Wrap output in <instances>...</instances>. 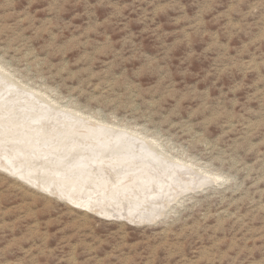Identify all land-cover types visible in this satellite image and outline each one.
I'll return each instance as SVG.
<instances>
[{
  "label": "rangeland",
  "instance_id": "obj_1",
  "mask_svg": "<svg viewBox=\"0 0 264 264\" xmlns=\"http://www.w3.org/2000/svg\"><path fill=\"white\" fill-rule=\"evenodd\" d=\"M183 3L189 16L199 9L197 0ZM139 7L151 6L145 3ZM113 10L111 5H98L97 0H79L57 14L53 0H0V246L35 244L44 253L55 251L63 241L64 253L75 254L83 251L76 244L83 239L93 245L91 255L97 259L114 249H119L118 255L143 252L146 256L164 239L163 233L187 228L190 231L180 240L168 238L186 244L185 252L192 258L216 240L235 238L242 244L243 239L258 235L249 229L264 226V129L243 142L239 134L221 138L224 130L206 122L219 104L231 107L226 101L234 97L228 90L240 77L233 73L209 78L207 69L223 57L218 50L194 61L189 74L177 78L176 87L180 93L214 98L209 108L199 112L195 110L202 95L178 105L179 95L160 101L159 95L138 94L123 84L109 87L120 71L135 67L120 64L117 54L127 53L135 45L145 56L159 57L164 44H171L188 27L187 23H175L176 17L184 14L177 9L156 17L153 23L162 27L156 35L145 33L144 24L125 28L127 21L86 32ZM164 32L174 35L158 39ZM74 37L79 41H73ZM222 43L231 49L240 41ZM109 44L111 50L98 56V49ZM194 47L199 51L213 46L205 38ZM187 51L179 47L172 63L179 64ZM110 68L105 84L97 88L100 78L92 74ZM253 79L255 74L249 76V82ZM143 84L147 87L150 81ZM250 91L245 89L237 96L243 102ZM102 92L103 98L98 99ZM247 106L251 108L248 120L264 118V106L259 102ZM76 118L95 121V127L79 124ZM101 128H111L110 134L100 135L97 131ZM115 129L123 134L141 131L156 145L151 147L155 154L180 168L174 172L156 164L148 150L130 136L112 135ZM245 131L240 129V133ZM240 143H244L242 149L237 147ZM95 203L98 208L88 207ZM136 205L141 211L155 209L159 214L152 219L140 217L133 213ZM77 231L72 246H67ZM260 258L258 252L247 264ZM78 259H87V255ZM111 264H116L115 258Z\"/></svg>",
  "mask_w": 264,
  "mask_h": 264
},
{
  "label": "clouds",
  "instance_id": "obj_2",
  "mask_svg": "<svg viewBox=\"0 0 264 264\" xmlns=\"http://www.w3.org/2000/svg\"><path fill=\"white\" fill-rule=\"evenodd\" d=\"M74 2H79V0H53L54 10L59 14L64 11L65 5ZM145 3L151 6L150 9L139 7ZM197 3L199 4L198 11L195 15L189 16L185 11L183 0H97L98 5L108 4L114 10L103 20L91 25L86 32H95L99 28L127 21L124 25L125 28L132 23L144 24L145 33L156 35L162 28L159 24L153 23L156 17L179 9L184 14L178 15L175 23H187L188 27L182 29L181 34L171 44H164L165 51L159 57L145 56L141 49L135 45L129 52L117 54L120 64H134L135 67L131 71L127 68L120 71L113 77L109 87L123 84L137 90L138 94L159 95L160 101H167L169 97L179 95L178 105L194 101L197 95H202L203 100L195 110L202 111L209 108L210 102L214 98L191 92L180 93L176 87V80L178 77H186L189 74L188 68L194 61L215 53L213 50H218L223 53V57L218 63L213 62L207 69L209 78L216 79L220 75L231 76L233 73L240 78L235 80L233 86L228 90L234 97L226 101V104L231 107L225 106V103L219 104L206 122L211 125H219L224 130L221 138L227 137L229 134H239L240 140L247 142L250 137L264 129V118L257 121L247 119L248 113L251 112V108L247 105L259 102L264 106V0H197ZM133 16L136 17L135 20L131 19ZM210 26L218 27L215 31H210ZM172 35L174 34L164 32L157 38L166 39ZM205 38L212 42V49L194 50L195 42ZM233 40L240 41L238 47L230 49L228 44L222 43V41H228L232 44ZM73 41L78 42L79 37H74ZM181 46L186 47L188 51L180 59L179 64L174 65L172 63L173 53ZM110 50V44L104 45L98 49L97 55H106ZM142 58L143 63H141ZM113 67H117V65L113 63ZM154 71L159 72L160 75H152ZM110 73L111 68L105 72L92 74L100 78V83L96 85L97 88L105 84L104 78ZM251 74H255V79L249 82ZM145 80L150 81L147 87L143 84ZM245 89L253 91L248 92L242 102L237 94ZM102 98L103 92L98 99ZM242 128L246 131L240 133ZM237 147L242 149L244 143L238 144ZM255 219L256 217L253 216L252 220ZM189 231L190 229L185 228L180 232L163 233L164 239L151 248L146 256L143 252H137L134 255H126L121 252L118 255L119 249H114L102 259L91 255L95 248L92 244H86L83 239L76 243L83 251H76L75 254L64 253L63 241H59L60 247L55 251L44 253L38 247H34L35 244L32 247H24L20 244L9 243L6 246H0V264H90L93 260L95 264H111L113 258H115L116 264H140L141 261L143 264H247L250 258L258 252L261 253V258L252 260L251 264H264V226L250 228L249 232L259 234L250 239H243L242 244L235 238L230 242L216 240L210 248H206L202 252L197 250L199 254L192 258L185 252L186 244L176 243L168 238L171 235L180 240ZM206 231L207 229H205ZM78 235L79 231L74 232L72 239L67 242V246L71 247V241ZM250 241L252 247H249ZM257 241L260 243L257 244ZM84 255H87V259H78L79 256Z\"/></svg>",
  "mask_w": 264,
  "mask_h": 264
},
{
  "label": "bare ground",
  "instance_id": "obj_3",
  "mask_svg": "<svg viewBox=\"0 0 264 264\" xmlns=\"http://www.w3.org/2000/svg\"><path fill=\"white\" fill-rule=\"evenodd\" d=\"M4 71V70H3ZM6 75H8V74H6ZM9 76V75H8ZM10 77V76H9ZM4 79V78H3ZM2 79V80H3ZM3 84V83H2ZM9 85H11L10 83H9ZM25 85V84H24ZM28 88H32V87H30V86H27ZM15 89V88H14ZM25 89V88H24ZM14 91V90H13ZM13 91H11V92H13ZM38 91V90H37ZM4 93V92H3ZM39 93V92H38ZM30 93H28V95H29ZM32 94V93H31ZM13 95V94H12ZM28 95H24V96H28ZM18 97V96H17ZM30 97V96H29ZM37 98V97H36ZM39 99H41V98H39ZM42 99H44V98H42ZM24 100V99H23ZM22 100V101H23ZM49 100H51V99H49ZM8 101V100H7ZM13 101V100H12ZM37 102H39V101H37ZM52 102V101H51ZM1 103V102H0ZM48 103V102H47ZM54 103H56V102H54ZM53 104V103H52ZM20 105V104H19ZM50 105V104H49ZM60 106H62V105H60ZM54 107V106H53ZM42 108H43V106H42ZM62 108V107H61ZM64 108V107H63ZM4 110V109H3ZM18 111V110H17ZM20 111V110H19ZM75 111V110H74ZM48 112V111H47ZM54 112V111H53ZM75 112H77V111H75ZM38 113V112H37ZM40 114H42V113H40ZM76 114V113H75ZM46 115H48V114H46ZM57 115V114H56ZM65 115V114H64ZM63 115V116H64ZM83 115V114H82ZM82 115H80V116H82ZM18 117H20V116H18ZM78 117V116H77ZM91 120H94V118L92 117V116H90L89 117ZM44 119V118H43ZM50 119V118H49ZM68 119V118H67ZM77 120L79 119V118H76ZM86 119V118H85ZM87 119H88V117H87ZM62 120V119H61ZM91 120H78V122H79V124H83V125H88V126H91L92 128L93 127H95L94 125H93V123L95 122V121H91ZM97 121V120H96ZM20 122V121H19ZM40 122V121H39ZM90 123H92V124H90ZM104 123H105V121H104ZM17 124V123H16ZM107 124V123H106ZM76 125V124H75ZM104 125V124H103ZM78 126H80V125H78ZM62 127V126H61ZM68 127V126H67ZM104 127V126H103ZM108 127H111V126H108ZM33 129V128H32ZM67 129V128H66ZM80 129V128H79ZM87 129V128H86ZM89 129H90V127H89ZM108 129H110L111 130V128H108ZM106 130V129H103V128H101L99 131H97L100 135H101V133L102 134H110V130ZM65 130V129H64ZM85 130V129H84ZM116 130V129H115ZM119 130V129H118ZM12 131V130H11ZM24 131V130H23ZM120 131H122V130H120ZM120 131H118L117 132V130L116 131H114L113 133H111L112 135H115V137H118V136H122V137H128V136H130V138L129 139H131L132 141H135V143H137V145H139V147L140 146H143V147H145V149H147L148 151V154H149V156L150 157H152V159L154 160V162L156 163V164H160V165H162V166H165L166 167V169H170V170H174V172H175V170L177 169V168H180V166L178 165V164H176V163H172V162H167V160H163L162 159V157L161 156H159L158 154H155V151L153 152V150L151 149V147L154 149V146H156L155 144H154V142H152V141H150L149 139L150 138H148V136L147 135H145V134H143L141 131H132L131 132V134H123V132H120ZM124 131V130H123ZM32 132V131H31ZM71 132V131H70ZM125 132V131H124ZM34 133V132H33ZM41 133V132H40ZM72 133V132H71ZM97 133V134H98ZM132 133L134 134V135H132ZM83 134H85V133H83ZM38 135V134H37ZM87 135V134H86ZM31 136V135H30ZM39 136V135H38ZM6 137H8V136H6ZM46 137V136H45ZM49 137V136H48ZM94 137V136H93ZM106 137V136H105ZM104 137V138H105ZM109 137H110V135H109ZM113 138V137H112ZM91 139V138H90ZM96 139H97V137H96ZM111 139V138H110ZM117 139V138H116ZM75 140V139H74ZM105 140V139H104ZM103 140V141H104ZM42 141V140H41ZM90 141V140H89ZM92 141V140H91ZM105 141H108V139H106ZM143 141V142H142ZM144 141H146L147 142V144H145L146 142H144ZM155 141V143H156V141L157 140H154ZM8 142V141H7ZM43 142H45V141H43ZM49 142V141H48ZM81 142V141H80ZM98 142V141H97ZM89 143V142H88ZM93 143V142H92ZM19 144V143H18ZM110 144V143H109ZM131 144V143H130ZM149 144V146H147ZM97 145H98V143H97ZM107 147H110V145H106ZM157 146H159V145H157ZM101 147V146H100ZM150 149H149V148ZM7 148V147H6ZM63 148V147H62ZM94 148V147H93ZM96 149V148H95ZM103 149V148H102ZM66 150H68V149H66ZM87 150H90V149H88L87 148ZM32 151H34V150H32ZM46 151V150H45ZM93 152H95V151H93ZM99 152H100V150H99ZM157 152H158V150H157ZM156 152V153H157ZM68 153V152H67ZM75 153V152H74ZM66 154V153H65ZM90 154V153H89ZM95 154V153H94ZM96 155V154H95ZM101 155V154H100ZM104 155V154H103ZM109 155V154H108ZM50 156H52V155H50ZM71 156V155H70ZM165 156V155H164ZM65 157V156H64ZM97 157V156H96ZM109 157V156H108ZM166 157V156H165ZM1 158V157H0ZM14 158V157H13ZM84 158V157H83ZM112 158V157H111ZM174 158V157H173ZM7 159H10V157L9 158H7ZM101 159V158H100ZM113 159V158H112ZM122 159H123V157H122ZM167 159V158H166ZM63 160V159H62ZM87 160H89V159H87ZM115 160V159H114ZM125 160V159H124ZM180 160V159H179ZM101 161V160H100ZM176 162V161H175ZM63 163V162H62ZM121 163V162H120ZM141 163H143V162H141ZM57 164V163H56ZM103 164V163H102ZM144 164H146V163H144ZM149 164V163H148ZM155 164V165H156ZM84 165V164H83ZM30 166V165H29ZM135 166H136V162H135ZM138 166V165H137ZM152 166V165H151ZM183 166V165H182ZM58 167V166H57ZM86 167V166H85ZM102 168V167H101ZM109 168V167H108ZM184 168V167H183ZM193 168V167H192ZM69 169H71V168H69ZM93 169V168H92ZM194 169V168H193ZM12 170V169H11ZM28 170V169H27ZM133 170V169H132ZM155 170V169H154ZM183 170V169H182ZM29 171V170H28ZM38 171V170H37ZM69 171V170H68ZM101 171V170H100ZM115 171V170H114ZM193 171H195V170H193ZM49 172V171H48ZM125 172V171H124ZM134 172V171H133ZM199 172V171H198ZM178 173H179V171H178ZM196 173V172H195ZM113 174V173H112ZM201 174V173H200ZM58 175V174H57ZM70 175H72V174H70ZM148 175V174H147ZM159 175H160V173H159ZM166 175V174H165ZM168 176H171V175H169V174H167ZM66 176V175H65ZM99 176V175H98ZM122 176V175H121ZM174 176V175H173ZM27 177V176H26ZM40 177V176H39ZM59 177V176H58ZM76 177V176H75ZM81 177V176H80ZM104 177V176H103ZM123 177H125V176H123ZM127 177V176H126ZM129 177V176H128ZM175 177V176H174ZM206 177H207V175H206ZM112 178H114V177H112ZM111 178V179H112ZM117 178V177H116ZM116 178H114V179H116ZM144 178V177H143ZM210 178V177H209ZM217 178H218V176H217ZM124 179V178H123ZM126 179V178H125ZM124 179V180H125ZM210 179H212V178H210ZM70 180V179H69ZM120 182H122L123 180L120 178ZM169 180V179H168ZM184 180V179H183ZM202 180V179H201ZM63 181V180H62ZM83 181H84V179H83ZM105 181V180H104ZM192 181V180H191ZM69 182V181H68ZM67 182V183H68ZM72 182V181H71ZM183 182V181H182ZM102 183V182H101ZM178 183V182H177ZM200 183V182H199ZM36 184V183H35ZM116 184V183H115ZM117 184H119V182L117 183ZM161 184H163V183H161ZM188 184V183H187ZM186 184V185H187ZM39 185V184H38ZM81 185V184H80ZM91 185V184H90ZM129 185V184H128ZM164 185H166V184H164ZM173 185V184H172ZM178 185H179V183H178ZM184 185V184H183ZM42 186V185H41ZM92 186V185H91ZM99 186V185H98ZM141 186V185H140ZM144 186V185H143ZM163 186V185H162ZM201 186V185H200ZM157 187V186H156ZM164 187V186H163ZM169 187V186H168ZM193 187V186H192ZM64 188V187H63ZM125 188V187H124ZM166 188V187H165ZM179 188H181V187H179ZM159 189V188H158ZM163 189V188H162ZM161 189V190H162ZM185 189V188H184ZM193 189V188H192ZM106 190H109V187L108 188H106ZM151 190H153V189H151ZM163 190H165V189H163ZM102 191V190H101ZM110 191V190H109ZM108 191V192H109ZM89 192H91L90 190H89ZM103 192V191H102ZM128 192V191H127ZM87 193V192H86ZM179 193V192H178ZM171 194V193H170ZM177 194V193H176ZM182 194V193H181ZM77 195V194H76ZM88 195V194H87ZM92 195V194H91ZM90 195V196H91ZM117 195V194H116ZM123 195V194H122ZM166 195V194H165ZM179 196V195H178ZM88 197H89V195H88ZM124 197V196H123ZM122 197V198H123ZM160 197V196H159ZM167 197V196H166ZM173 197V196H172ZM84 198V197H83ZM111 198H113V197H111ZM118 198V197H117ZM97 199V198H96ZM154 199V198H153ZM160 199V198H159ZM98 200V199H97ZM93 201H95V200H93ZM86 202H88V201H86ZM89 203V202H88ZM133 203V202H132ZM135 203V202H134ZM153 203V202H152ZM97 204L95 203V205L93 204V205H89L88 204V207L89 208H94V207H96V208H98V206H96ZM134 205V204H133ZM145 205V204H144ZM94 206V207H93ZM151 206V205H150ZM129 207V206H128ZM139 207H141V206H139ZM139 207H138V205H136L135 206V209H136V211L135 212H133V213H135V215H137V214H140V217L141 216H148L150 219H152V218H154V217H156L158 214H159V210H155V209H152L151 211H141V209H139ZM154 207V206H153ZM146 208V207H145ZM163 209H164V207H163ZM133 210V209H132ZM143 210V209H142ZM99 212V211H98ZM162 212V211H161ZM116 213V212H115ZM128 213V212H127ZM158 213V214H157ZM157 214V215H156ZM161 214V213H160ZM125 215V214H124ZM134 215V216H135ZM133 216V215H132ZM157 218V217H156ZM142 219V218H141ZM156 220V219H155ZM144 221H154V220H144Z\"/></svg>",
  "mask_w": 264,
  "mask_h": 264
}]
</instances>
